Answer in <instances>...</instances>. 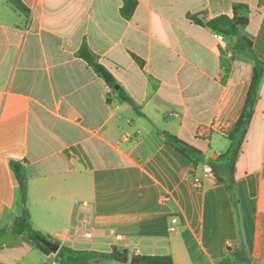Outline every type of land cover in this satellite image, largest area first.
<instances>
[{
  "label": "crops",
  "instance_id": "1",
  "mask_svg": "<svg viewBox=\"0 0 264 264\" xmlns=\"http://www.w3.org/2000/svg\"><path fill=\"white\" fill-rule=\"evenodd\" d=\"M19 1L26 12L0 0L2 235L26 208L60 247L264 264V78L232 193L204 173L230 147L253 71L236 39L217 40L208 24L247 19L240 34L264 63V0H136L130 19L122 0ZM83 42L131 104L77 57ZM162 132L200 155L189 160ZM12 162L26 177L25 203ZM14 237L0 264L45 260Z\"/></svg>",
  "mask_w": 264,
  "mask_h": 264
},
{
  "label": "trees",
  "instance_id": "2",
  "mask_svg": "<svg viewBox=\"0 0 264 264\" xmlns=\"http://www.w3.org/2000/svg\"><path fill=\"white\" fill-rule=\"evenodd\" d=\"M8 4L12 7L26 12L27 9L21 4L19 0H6ZM123 6L120 13L123 18L130 19L134 13L137 2L136 0H122ZM248 20L242 17H238L234 12L232 17L221 15L213 19L208 27L214 33L222 34L227 37H234L236 39L235 48L248 55V57L253 61V71L251 76V83L246 95V99L240 113V116L236 123L234 124L232 130L228 134V140L230 142V147L225 154H223L217 164L210 163L209 166L212 168L215 177L218 182L224 183L228 192L232 193L234 180V165L239 154L240 148L244 141L245 135L249 128L254 108L258 100L259 87L262 79L264 78V63L257 59L253 54L252 42L246 36L240 34V29L246 27ZM77 57L82 59L92 70L96 73L98 77L104 80L107 86L118 92L120 99L122 101L131 104V101L127 98L121 88L118 86L114 77L110 72L98 61V57L94 55L88 46L83 42L79 51L77 52ZM136 61L140 62L138 58L134 55L132 56ZM162 136L165 141L174 146L182 155L191 160L192 155H200V152L183 141L179 140L177 137L167 133L162 132ZM10 168L13 171L15 178L22 191L23 203L26 200V177L23 168L20 164L12 162ZM221 171H224V178L221 176ZM12 232L14 235H24L30 241H32L35 247L43 254H51V251L43 246L36 236L42 237L52 242L49 238L43 236L41 233L35 231L30 222V215L26 208H24L22 215L18 218L17 222L12 226ZM3 232H0V236ZM55 243V242H53ZM127 252H117L113 249L110 253H95L89 251H77L67 247H60V250L56 254V261L59 264H92L94 261L103 260H115L122 262L127 258ZM238 253H235L233 258L237 259ZM138 263L136 264H173L170 257L165 256H137ZM133 264V263H132ZM219 264H231L229 259H225Z\"/></svg>",
  "mask_w": 264,
  "mask_h": 264
},
{
  "label": "water",
  "instance_id": "3",
  "mask_svg": "<svg viewBox=\"0 0 264 264\" xmlns=\"http://www.w3.org/2000/svg\"><path fill=\"white\" fill-rule=\"evenodd\" d=\"M36 240H38L43 246L48 248L52 254H57L60 250V246L58 244H55L47 239H44L42 237L36 236ZM16 243V239L14 237V234L9 229L7 230L1 237H0V245H12ZM124 261H129L130 263L136 264L138 263L137 258H126Z\"/></svg>",
  "mask_w": 264,
  "mask_h": 264
},
{
  "label": "built area",
  "instance_id": "4",
  "mask_svg": "<svg viewBox=\"0 0 264 264\" xmlns=\"http://www.w3.org/2000/svg\"><path fill=\"white\" fill-rule=\"evenodd\" d=\"M223 38H224V35L216 33L217 40H222ZM204 173L206 176H214V172L209 165L204 166ZM89 236L90 235H88V237ZM137 256L138 254L136 252H133L129 258H136ZM41 264H59V263L56 261V255L51 253L45 257V260Z\"/></svg>",
  "mask_w": 264,
  "mask_h": 264
},
{
  "label": "rangeland",
  "instance_id": "5",
  "mask_svg": "<svg viewBox=\"0 0 264 264\" xmlns=\"http://www.w3.org/2000/svg\"><path fill=\"white\" fill-rule=\"evenodd\" d=\"M56 255V254H55ZM236 264H239V263H236Z\"/></svg>",
  "mask_w": 264,
  "mask_h": 264
}]
</instances>
